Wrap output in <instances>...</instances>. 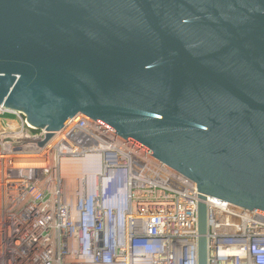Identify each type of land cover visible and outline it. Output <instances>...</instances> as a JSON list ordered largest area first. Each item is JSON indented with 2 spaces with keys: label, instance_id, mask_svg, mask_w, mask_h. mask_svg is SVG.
Wrapping results in <instances>:
<instances>
[{
  "label": "water",
  "instance_id": "95a60500",
  "mask_svg": "<svg viewBox=\"0 0 264 264\" xmlns=\"http://www.w3.org/2000/svg\"><path fill=\"white\" fill-rule=\"evenodd\" d=\"M0 104L100 121L197 184L199 264L207 197L264 214V0H0Z\"/></svg>",
  "mask_w": 264,
  "mask_h": 264
},
{
  "label": "built area",
  "instance_id": "2783aa9c",
  "mask_svg": "<svg viewBox=\"0 0 264 264\" xmlns=\"http://www.w3.org/2000/svg\"><path fill=\"white\" fill-rule=\"evenodd\" d=\"M200 195L100 121L49 131L0 104V264H199ZM205 202L209 264H264V214Z\"/></svg>",
  "mask_w": 264,
  "mask_h": 264
},
{
  "label": "bare ground",
  "instance_id": "6f19581e",
  "mask_svg": "<svg viewBox=\"0 0 264 264\" xmlns=\"http://www.w3.org/2000/svg\"><path fill=\"white\" fill-rule=\"evenodd\" d=\"M74 168V169H73ZM80 168H81V166H79V165H77V164H72V165H69L68 167H67V170H68V172H69V170L71 171V175L72 174H75L74 172H72V169L73 170H75V171H80ZM76 174H78V172H76Z\"/></svg>",
  "mask_w": 264,
  "mask_h": 264
},
{
  "label": "rangeland",
  "instance_id": "374dc122",
  "mask_svg": "<svg viewBox=\"0 0 264 264\" xmlns=\"http://www.w3.org/2000/svg\"><path fill=\"white\" fill-rule=\"evenodd\" d=\"M73 169H74V168H73ZM73 169H72V172L76 173L77 171H75V170H73ZM69 173L71 174V171H70V170H69Z\"/></svg>",
  "mask_w": 264,
  "mask_h": 264
}]
</instances>
